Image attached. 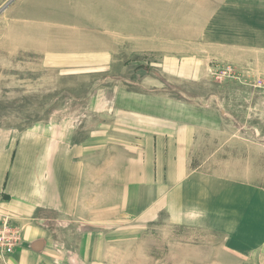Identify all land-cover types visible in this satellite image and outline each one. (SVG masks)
Segmentation results:
<instances>
[{
  "label": "rangeland",
  "instance_id": "obj_1",
  "mask_svg": "<svg viewBox=\"0 0 264 264\" xmlns=\"http://www.w3.org/2000/svg\"><path fill=\"white\" fill-rule=\"evenodd\" d=\"M10 1L0 0V130L12 135L14 157L29 134L42 140L45 160L60 154L61 186H78L64 212L71 215L61 216L76 221L61 225L78 231L92 210L93 264H242L225 254L222 235L173 224L165 214L120 222L100 191L92 209L84 202L88 189L107 184L111 171L100 164L116 151L111 139L132 124V92L151 96L154 106L187 104L186 115L194 104H214L224 115L227 103L230 117L253 122L244 130L264 136V74L241 68L264 57L227 47L226 30L207 29L224 0ZM241 129L227 125L225 134ZM96 211L103 218L110 211L111 223L95 222ZM13 220L0 212V245L17 249L24 230ZM76 248L71 243L69 251L79 254Z\"/></svg>",
  "mask_w": 264,
  "mask_h": 264
},
{
  "label": "crops",
  "instance_id": "obj_2",
  "mask_svg": "<svg viewBox=\"0 0 264 264\" xmlns=\"http://www.w3.org/2000/svg\"><path fill=\"white\" fill-rule=\"evenodd\" d=\"M216 11L208 30H226L227 47H246L255 57H264V0H224ZM254 63L264 60L240 66L264 74V69L246 66ZM239 91L250 93L245 87ZM152 99L132 92V115L126 112L132 124L111 139L116 151L100 164L111 174L107 184L87 190L91 196L85 205L92 209V193L100 191V202L112 207L120 222L165 214L173 224L222 235L225 254L239 256L240 263L264 264V136L244 130L253 122L230 117L227 103L224 115L214 104H194L195 113L186 115L187 104L154 106ZM227 125L242 129L225 134ZM5 132L0 130V212L24 230L22 244L6 264H93L92 210L85 211L90 218L82 219L78 231L61 225L76 221L61 216L71 215L64 212L71 211V193L78 186H61L60 154L51 163L45 160L42 140L29 134L14 157L12 135ZM62 151L65 157L70 154ZM46 172L51 179L46 180ZM62 180L66 183L65 176ZM109 215L100 214L95 222L111 223ZM71 243L79 254L69 251Z\"/></svg>",
  "mask_w": 264,
  "mask_h": 264
},
{
  "label": "built area",
  "instance_id": "obj_3",
  "mask_svg": "<svg viewBox=\"0 0 264 264\" xmlns=\"http://www.w3.org/2000/svg\"><path fill=\"white\" fill-rule=\"evenodd\" d=\"M260 87L264 89V81L261 82ZM0 234L3 236V230L0 227ZM2 236H0V240H2ZM5 241V239L3 240ZM15 246H10V245H0V262L2 264L7 263L8 256L12 255L14 253Z\"/></svg>",
  "mask_w": 264,
  "mask_h": 264
},
{
  "label": "water",
  "instance_id": "obj_4",
  "mask_svg": "<svg viewBox=\"0 0 264 264\" xmlns=\"http://www.w3.org/2000/svg\"><path fill=\"white\" fill-rule=\"evenodd\" d=\"M11 1H12V0H11ZM11 1H10V2H11ZM10 2H9V3H10ZM2 10H3V9H2ZM0 11H1V10H0Z\"/></svg>",
  "mask_w": 264,
  "mask_h": 264
}]
</instances>
